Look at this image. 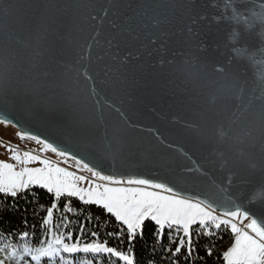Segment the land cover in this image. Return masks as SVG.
I'll list each match as a JSON object with an SVG mask.
<instances>
[{
  "label": "water",
  "instance_id": "1",
  "mask_svg": "<svg viewBox=\"0 0 264 264\" xmlns=\"http://www.w3.org/2000/svg\"><path fill=\"white\" fill-rule=\"evenodd\" d=\"M213 3L217 7H211ZM261 3L264 0H0V88H14L20 81L19 94L5 114L106 173L165 180L188 193L208 194L217 203H223V194L212 188L210 178L220 180L230 170L235 178L228 195L245 208L260 209L264 204L249 201L264 193V20L253 16L261 12ZM102 9L108 10L107 18H100ZM233 9L248 18L251 27L227 19ZM92 15L98 19H90ZM198 16L205 18L192 24ZM219 16L225 19L218 23L213 17ZM233 30L242 37L236 44L229 41ZM92 38L98 39L90 65L98 90L145 129L129 131V136L155 144L147 129H156L167 142L183 147L191 160L162 147L155 156L107 155L98 122L89 126L80 119L91 102L78 94L75 71L69 67L76 65L77 54ZM112 38L122 52L127 45L139 58L123 64L113 60L115 48L108 43ZM152 38L156 45L149 43ZM197 44L206 51L197 52ZM234 47L247 49L246 55L233 58ZM204 57L227 64L228 77L212 73ZM38 84L40 98L30 90ZM185 122L198 127H182ZM220 123L230 129L222 142L213 135ZM121 128L122 122L109 117L110 138ZM177 162L203 165L210 178L198 173L180 176Z\"/></svg>",
  "mask_w": 264,
  "mask_h": 264
},
{
  "label": "snow or ice",
  "instance_id": "2",
  "mask_svg": "<svg viewBox=\"0 0 264 264\" xmlns=\"http://www.w3.org/2000/svg\"><path fill=\"white\" fill-rule=\"evenodd\" d=\"M211 7H217L211 4ZM261 8L260 13L253 12V16L264 20V3L257 5ZM108 10L102 9V17L107 18ZM203 16L194 17L192 24L204 19ZM97 20L96 15L90 17ZM216 22L225 19L223 16L213 17ZM227 19L243 22L251 27V21L233 9V15ZM155 23V22H153ZM115 24L112 27L115 28ZM127 31V30H126ZM192 29L189 28V32ZM241 34L233 30L229 35V41L236 44L241 39ZM110 39L108 43L115 48L112 58L120 61L121 64L129 60L139 58V53L127 50L122 52L119 44H113ZM98 43L97 38L90 39L81 52L77 54L76 65L69 66L75 71V84L78 87V94L82 93L91 102L90 111L82 115L80 119L86 120L89 126H96L98 122L100 140L107 155L113 158L117 153H142L145 156H155L158 147L178 153L182 158L191 160V155L180 146L167 142L166 138L156 129H147L155 144L143 143L129 136V131L142 132L140 125L131 121L127 112L110 99L106 94L98 90L94 75L90 71L92 61L93 45ZM150 44L156 45L155 38L150 39ZM197 52L206 51L202 44L196 45ZM233 58H242L246 55L247 49L234 47ZM11 58V57H10ZM206 66L212 73L220 77H228V65L219 60H210L204 57ZM106 75L110 74L107 70ZM46 75V73H45ZM37 81L40 76L35 77ZM264 80V72L261 73ZM20 81L18 79L14 88H0V124L12 126L19 130L15 133L20 141H31L38 145V148L21 150L19 146L13 147L11 143H0L10 153L8 162L0 160V194L11 197L13 201L20 194L30 191L33 188L45 190L51 197V203L46 207V213L41 222V238L38 246L6 244L0 247V264H42V261H49L50 264H74L73 260L65 258V254L74 256L76 254H91L86 264H104V258H109L111 264L118 261L119 264H136L135 253L131 247L137 235H143L145 221H153L157 226V232L163 233L167 228L170 231L169 243L174 247H166L165 252L172 257H177L183 252L185 259H191L197 252L196 240L201 237H211L223 227L227 228L234 236L231 245L222 253L224 264H264V207L260 209H249L236 203L235 199L228 195L233 186L235 173L229 172L217 180L210 178V173L203 165L186 167L176 163V172L180 176L192 177L198 173L199 177L208 179L212 188L223 194V203L205 193L192 194L183 191L180 187L165 181L151 179L143 176H118L106 173L101 166L83 156H78L66 147H61L47 137L33 133L31 130L21 127L19 120L6 115L14 105V96L19 94ZM237 87L238 85L235 84ZM40 85L31 88V93L37 98L42 96ZM215 103V96L212 98ZM115 116L122 122L123 128L117 130L109 137V117ZM182 127H198L185 122ZM230 129L223 123L217 124L213 131L217 141H224L229 136ZM97 145L93 144V148ZM47 153L54 154L56 159L47 156ZM222 156V154H220ZM71 161V164H69ZM166 162L167 161H162ZM68 165L64 167L61 165ZM35 165V166H33ZM226 161H221L220 169L224 170ZM74 168L75 170H70ZM65 199L61 220L53 224V214L58 209V201ZM78 200L83 205H95L102 208L115 221L123 226L125 232L119 229L115 233H108L109 236L121 240L126 233L129 247L121 250L111 246L107 240L100 241L98 233L92 231L90 241H84L85 224H80V231L75 234L67 230L71 224L70 215L74 216L83 212L82 208H76L72 200ZM258 202L264 204V193L252 196L249 203ZM227 205V206H225ZM14 206V205H13ZM45 209V205H40ZM27 221H25V225ZM195 237L193 235L194 226ZM29 232L19 233L20 240L29 239ZM162 239L158 236L157 240ZM213 247L205 246V253L213 255ZM114 258V259H113ZM173 264H177L174 260Z\"/></svg>",
  "mask_w": 264,
  "mask_h": 264
},
{
  "label": "trees",
  "instance_id": "3",
  "mask_svg": "<svg viewBox=\"0 0 264 264\" xmlns=\"http://www.w3.org/2000/svg\"><path fill=\"white\" fill-rule=\"evenodd\" d=\"M67 198H61L58 203V209L53 214V224L59 223L61 220L60 212ZM52 197L43 189L33 188L28 192L20 194L13 199L0 194V247L6 244H29L30 246H38L41 238V222L46 213V207L50 205ZM72 204L76 208H82L83 212L74 216L70 215L71 224L67 230L75 234L80 231V224H85L84 241H90L92 237L90 233L96 231L100 241L107 240L111 246H116L121 250L129 247L126 233L123 235V243L117 239L115 235L109 236L108 233H115L118 229L124 233L125 230L114 217L108 214L99 206L83 205L78 200L73 199ZM14 205V206H13ZM40 205H45V209H41ZM25 221L27 224L25 225ZM194 226L193 235L195 237L196 228ZM157 226L153 221H145L143 235H137L131 245L136 258V264H173L175 260L177 264H224L222 253L231 241V232L222 226L220 230L215 232L211 237L201 236L196 242L197 252L193 254L191 259H185L183 252L177 257H172L170 253L165 252L166 247H174L170 245V231L165 228L163 233L157 232ZM27 231L30 236L27 240H20L19 233ZM158 236L162 239L157 240ZM213 247V255H206L205 246ZM67 255V254H66ZM74 264L76 260L91 258V254H76L71 256ZM114 259V258H113ZM104 264H111L109 258H104ZM115 264H119L115 261Z\"/></svg>",
  "mask_w": 264,
  "mask_h": 264
},
{
  "label": "rangeland",
  "instance_id": "4",
  "mask_svg": "<svg viewBox=\"0 0 264 264\" xmlns=\"http://www.w3.org/2000/svg\"><path fill=\"white\" fill-rule=\"evenodd\" d=\"M16 132L17 130L14 127L10 125L5 126L3 124H0V143H3V144L11 143L13 147L19 146L21 150H30L32 148L39 147L38 145H36L34 142H31V141H20L15 135ZM46 155L52 159H56L54 154L47 153ZM9 156H10V153L7 152L4 147H0V160H6L8 162H12L8 160ZM69 164H71V161H69ZM61 166L68 167V165H63V164ZM70 170H75V169L70 168ZM233 239H234V236L231 233V241L229 245L224 249V251L231 245V242ZM65 258L69 260H73L71 256L66 255V254H65ZM6 264H8L7 261H6ZM42 264H50V262L45 260V261H42ZM56 264H59L58 260L56 261ZM76 264H86V260L80 258L79 260H76Z\"/></svg>",
  "mask_w": 264,
  "mask_h": 264
}]
</instances>
